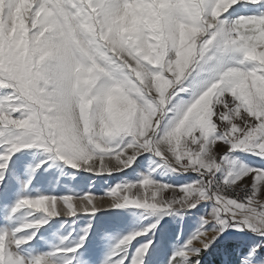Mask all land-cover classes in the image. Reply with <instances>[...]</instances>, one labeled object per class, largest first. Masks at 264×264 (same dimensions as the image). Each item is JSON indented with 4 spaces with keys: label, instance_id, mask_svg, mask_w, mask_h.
Returning a JSON list of instances; mask_svg holds the SVG:
<instances>
[{
    "label": "snow or ice",
    "instance_id": "1",
    "mask_svg": "<svg viewBox=\"0 0 264 264\" xmlns=\"http://www.w3.org/2000/svg\"><path fill=\"white\" fill-rule=\"evenodd\" d=\"M55 160L125 176L103 194L17 197L4 215L33 218L0 224V264H93L92 222L47 250L31 242L52 218L128 206L157 218L100 264H201L232 229L260 237L241 264H264V0H0V206ZM165 166L195 175L156 179ZM173 213L198 217L182 241L161 223Z\"/></svg>",
    "mask_w": 264,
    "mask_h": 264
},
{
    "label": "rangeland",
    "instance_id": "2",
    "mask_svg": "<svg viewBox=\"0 0 264 264\" xmlns=\"http://www.w3.org/2000/svg\"><path fill=\"white\" fill-rule=\"evenodd\" d=\"M26 152L43 153L42 149H30ZM17 153V156H20ZM147 155V154H146ZM243 159H248L249 162L259 163L255 157H249L246 153H238ZM159 160L145 161L140 171H147L149 164L152 167H156ZM50 166L37 170L35 178L32 180L30 186L25 187L23 183L17 186L16 191L13 194L12 201L6 206H0V224L5 222L10 227H15L17 224L22 223L26 218L32 219L29 216L31 209L26 208L24 211L17 213L15 216L6 217L5 212L10 210L11 203H14L15 199L21 195H38L41 193H63L70 189L87 191L91 188L93 191L103 194V192L116 183L117 180L123 179L124 173H116L114 177H94L89 180L87 177L90 175L87 172H81L76 169L70 168L65 162L60 160L50 161ZM131 173V170H128ZM32 175L31 168L25 170V179ZM194 173H186L180 175L171 172L166 166L157 169L155 174L156 179L165 181L170 184L184 183L189 177L194 176ZM128 179L134 180L138 178L137 174L127 175ZM79 203V201H76ZM58 208L60 204L58 203ZM167 211V210H161ZM195 212V210H192ZM158 214L152 213L151 210H146L136 206L122 207L119 209H110L107 211L98 212L95 217H89L85 215H79L76 217H69L61 215L49 220L48 224L39 228L37 238L31 242V246L35 249L43 251L47 250L48 243L51 238H58L59 235H66L72 233L73 236H77L82 232L84 227L89 223H93V230L87 244L86 255L91 257L93 264H100L106 254L110 251L111 247L116 243L117 239L130 232L134 228L144 227L149 220L157 218ZM44 214L42 212H36L35 218H42ZM198 217L192 215H181L179 213H173L172 215L164 216V220L161 223L166 222V232L169 238H174L179 232L181 227L185 229V234L181 236V241L187 238L191 230H194L197 226ZM31 231V230H29ZM236 230H229V239L231 243L228 245V252H225V246L219 244L210 249L204 254L201 264H215L214 255L220 259V263L217 264H241L242 259L246 257L249 246L260 237H257L251 232L240 233L232 235ZM236 241H240L243 247H238ZM28 248L29 245H25ZM259 261V257L253 258Z\"/></svg>",
    "mask_w": 264,
    "mask_h": 264
},
{
    "label": "trees",
    "instance_id": "3",
    "mask_svg": "<svg viewBox=\"0 0 264 264\" xmlns=\"http://www.w3.org/2000/svg\"><path fill=\"white\" fill-rule=\"evenodd\" d=\"M214 258H215V264H217V263H220L221 261H220V259L216 256V255H214Z\"/></svg>",
    "mask_w": 264,
    "mask_h": 264
}]
</instances>
